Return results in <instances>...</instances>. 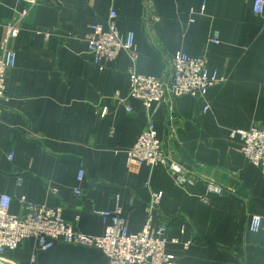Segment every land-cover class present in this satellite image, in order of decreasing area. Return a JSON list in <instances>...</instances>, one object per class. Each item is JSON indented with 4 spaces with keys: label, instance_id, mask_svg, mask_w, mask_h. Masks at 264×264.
<instances>
[{
    "label": "crops",
    "instance_id": "crops-1",
    "mask_svg": "<svg viewBox=\"0 0 264 264\" xmlns=\"http://www.w3.org/2000/svg\"><path fill=\"white\" fill-rule=\"evenodd\" d=\"M255 1L0 0V44L8 24L20 28L0 118V193L12 197L11 214L23 213L25 197L62 207L76 231L103 236L105 225L93 212L118 205L137 234L152 195L162 193L152 226L168 225V239L178 243L166 253L181 264H264V168L230 137L264 125V14L254 13ZM112 11L119 31L135 34L137 60L123 51L101 69L86 37ZM179 52L206 59L219 78L208 91L207 113L190 96L150 111L129 98L130 70L163 77ZM151 119L165 153L199 179L197 187L180 189L164 167L127 165V151ZM205 180L231 192L210 195ZM253 216L263 220L258 233L250 231ZM34 256L35 264L108 263L97 249L57 242L42 252L34 239L5 254L17 264H34Z\"/></svg>",
    "mask_w": 264,
    "mask_h": 264
},
{
    "label": "built area",
    "instance_id": "built-area-1",
    "mask_svg": "<svg viewBox=\"0 0 264 264\" xmlns=\"http://www.w3.org/2000/svg\"><path fill=\"white\" fill-rule=\"evenodd\" d=\"M32 2V1H30ZM256 15L264 14V0H256L253 7ZM205 7L202 8V12ZM25 14H23L24 16ZM117 13L112 11L105 24L91 27V33L86 37L88 53L93 62L104 69L107 64L114 62L121 52H127L132 61L137 60L135 34H122L117 25ZM20 34L18 23H10L5 28V35L0 44V118L2 102L9 100L8 76L17 66V53L11 47V42ZM129 98L140 100L147 111L153 106L168 104L172 100L190 96L204 102L203 112L210 110L207 94L209 89L219 82L216 74H210L207 61L204 58H192L184 53H176L169 61V71L163 77L138 74L134 69L129 72ZM123 102H126L124 100ZM127 110L131 111L127 106ZM107 110H103L102 116ZM232 139H239L242 144L241 152L255 167L264 168V125L253 126L249 130H236L230 133ZM127 165L164 167L174 180L177 187L183 190L198 186L199 179L171 155L165 153L161 140L151 119L138 138L135 145L127 151ZM13 154L9 155L12 161ZM85 172L81 170L78 181L82 182ZM22 177L18 178L21 185ZM207 193L224 196L231 190L225 189L215 180H205ZM53 192H56L53 190ZM80 194L79 191H75ZM163 198L162 193H154L147 209L149 214L145 228L137 234L129 232L128 220L122 209L117 205L114 211H94L101 217L105 225L103 236H90L76 231L74 226L63 218V208L52 209L44 205L29 202L25 197L20 198L23 209L21 215L10 212L12 197L0 193V264H17L5 257L7 252L16 251L25 240L34 239L39 250H51L57 242L64 244L93 248L100 250L107 258V264H181L179 260L166 253L170 241L167 237L168 225L160 224L153 227L154 210ZM207 202V200H204ZM263 220L253 216L250 231L258 233L262 229ZM184 230V227L183 229ZM190 243L186 244L188 248ZM36 263V257L32 258Z\"/></svg>",
    "mask_w": 264,
    "mask_h": 264
}]
</instances>
